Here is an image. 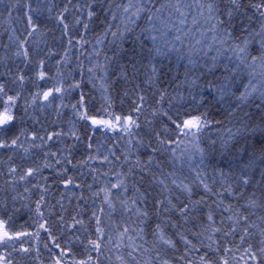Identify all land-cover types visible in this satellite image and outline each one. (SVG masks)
<instances>
[{
    "label": "snow or ice",
    "instance_id": "snow-or-ice-1",
    "mask_svg": "<svg viewBox=\"0 0 264 264\" xmlns=\"http://www.w3.org/2000/svg\"><path fill=\"white\" fill-rule=\"evenodd\" d=\"M0 26V264H264V0H0Z\"/></svg>",
    "mask_w": 264,
    "mask_h": 264
},
{
    "label": "trees",
    "instance_id": "trees-1",
    "mask_svg": "<svg viewBox=\"0 0 264 264\" xmlns=\"http://www.w3.org/2000/svg\"><path fill=\"white\" fill-rule=\"evenodd\" d=\"M58 2H61V3H62L63 0H58ZM70 19H71V17H70ZM50 27H54V23H53V25H50ZM96 31H99V29H96L95 31L90 32L87 38H88V39H92V38L95 36ZM3 33H4V27H3V26H0V44H2V43H4V42H7V39H8L7 35H4ZM57 36H59V32H57ZM84 60H85V63H87V53H86V52H85ZM52 63L54 64L55 61H52ZM73 66H75L74 61H73ZM53 70H54V69H53ZM77 78H79V72H78V70H77ZM49 86H50V85H49ZM29 87H31V85H29ZM90 87H91L90 85H87V84H86V86H85V90H87V89L90 88ZM117 103H119V101H117ZM213 131H215V129H214ZM54 195H55L57 198H59V191H56V192L54 193ZM25 218H27V217L25 216ZM45 241H46V234L42 233V234H41V237H40V239H39V241H38L41 250H43V244L45 243Z\"/></svg>",
    "mask_w": 264,
    "mask_h": 264
}]
</instances>
